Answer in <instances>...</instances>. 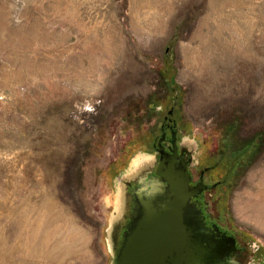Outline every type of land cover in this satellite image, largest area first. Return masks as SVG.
<instances>
[{
	"label": "rangeland",
	"instance_id": "1",
	"mask_svg": "<svg viewBox=\"0 0 264 264\" xmlns=\"http://www.w3.org/2000/svg\"><path fill=\"white\" fill-rule=\"evenodd\" d=\"M170 104L264 264V0H0V264H110Z\"/></svg>",
	"mask_w": 264,
	"mask_h": 264
},
{
	"label": "water",
	"instance_id": "2",
	"mask_svg": "<svg viewBox=\"0 0 264 264\" xmlns=\"http://www.w3.org/2000/svg\"><path fill=\"white\" fill-rule=\"evenodd\" d=\"M206 187L192 184L177 149L163 151L156 174L131 190L133 204L107 229L110 264H238L235 237L208 225L195 200Z\"/></svg>",
	"mask_w": 264,
	"mask_h": 264
},
{
	"label": "flooded vegetation",
	"instance_id": "3",
	"mask_svg": "<svg viewBox=\"0 0 264 264\" xmlns=\"http://www.w3.org/2000/svg\"><path fill=\"white\" fill-rule=\"evenodd\" d=\"M165 108L167 109V106H165ZM174 108H175V105L170 104V108L168 109V113L166 115H164V118H163L162 122H160V125H159L160 135L158 136L157 139L154 138L153 143H152V146L155 148V152L157 154V159H158L157 163H156V168H157V165L159 163V158L162 155L163 151L170 153V154H173V151L175 149H177L178 154L188 163L189 172H190L191 177H192V184L196 185L202 181L204 184H206L208 186L202 191V193L199 194L198 197L195 198V200L201 203V208H202L203 213L205 215L207 224L208 225H213V224L218 225L217 223H215L216 221L215 222L213 221V219L211 218V215L207 211L206 194L210 193L212 189L217 188L222 183V180H217V182L214 183L213 185H209L207 183L208 182L207 176L209 177L210 174L212 173L213 166H201V165H199L193 171L191 166H192V164L195 163L194 158L192 157L190 152L188 150H186V148H183L181 146V142L179 141L178 121H177V118L175 117ZM156 168L153 171L146 173L148 175L142 177L141 179L144 180V179H148L151 176H154L156 174ZM196 175H198V176L196 177ZM137 186H139V184L138 185H131L129 187L130 193H131V190L133 188H136ZM132 204L133 203L131 202V205ZM221 229L224 232H226L227 234L231 235L230 233H228L223 228H221ZM236 246H237V257H236V259H237V261H239V260H242V257L245 255V252L247 251V247H245V246L240 247L237 239H236ZM238 264H239V262H238Z\"/></svg>",
	"mask_w": 264,
	"mask_h": 264
}]
</instances>
